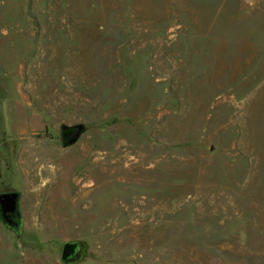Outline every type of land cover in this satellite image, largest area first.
<instances>
[{
    "label": "rangeland",
    "instance_id": "obj_1",
    "mask_svg": "<svg viewBox=\"0 0 264 264\" xmlns=\"http://www.w3.org/2000/svg\"><path fill=\"white\" fill-rule=\"evenodd\" d=\"M6 191L0 264H264V0H0Z\"/></svg>",
    "mask_w": 264,
    "mask_h": 264
},
{
    "label": "water",
    "instance_id": "obj_2",
    "mask_svg": "<svg viewBox=\"0 0 264 264\" xmlns=\"http://www.w3.org/2000/svg\"><path fill=\"white\" fill-rule=\"evenodd\" d=\"M61 130L66 131L65 139L62 141L64 147L77 142L83 132V126L71 127L62 126ZM0 221L8 229L19 234L22 229L20 212V194L17 191H6L0 193ZM85 250V244L79 240L63 243L60 254L62 264H70L81 259Z\"/></svg>",
    "mask_w": 264,
    "mask_h": 264
},
{
    "label": "crops",
    "instance_id": "obj_3",
    "mask_svg": "<svg viewBox=\"0 0 264 264\" xmlns=\"http://www.w3.org/2000/svg\"><path fill=\"white\" fill-rule=\"evenodd\" d=\"M5 102L6 107H9V112L11 107V117L13 121L10 122V124H14L11 126V128H5L4 131L7 135L10 132L13 139H19L20 136L27 134L33 135L45 130V120H40L37 115L32 114L31 118L20 117V102L18 98H9Z\"/></svg>",
    "mask_w": 264,
    "mask_h": 264
},
{
    "label": "flooded vegetation",
    "instance_id": "obj_4",
    "mask_svg": "<svg viewBox=\"0 0 264 264\" xmlns=\"http://www.w3.org/2000/svg\"><path fill=\"white\" fill-rule=\"evenodd\" d=\"M65 133H67V132L64 130H60L61 141H63L65 139Z\"/></svg>",
    "mask_w": 264,
    "mask_h": 264
}]
</instances>
